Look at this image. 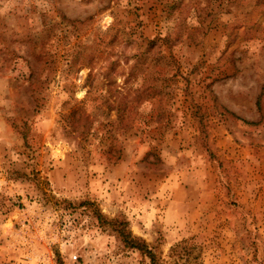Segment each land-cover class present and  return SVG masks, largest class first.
<instances>
[{"label":"rangeland","instance_id":"374dc122","mask_svg":"<svg viewBox=\"0 0 264 264\" xmlns=\"http://www.w3.org/2000/svg\"><path fill=\"white\" fill-rule=\"evenodd\" d=\"M264 264V0H0V264Z\"/></svg>","mask_w":264,"mask_h":264},{"label":"trees","instance_id":"16d2710c","mask_svg":"<svg viewBox=\"0 0 264 264\" xmlns=\"http://www.w3.org/2000/svg\"><path fill=\"white\" fill-rule=\"evenodd\" d=\"M127 226L128 224L125 219L118 217L111 218V230L120 238L124 246L137 248L149 258L151 264H160L156 260L155 253L148 247L146 242L141 237L133 234Z\"/></svg>","mask_w":264,"mask_h":264}]
</instances>
